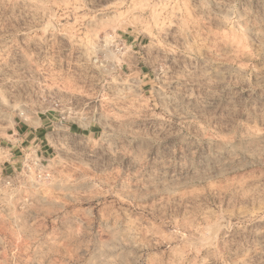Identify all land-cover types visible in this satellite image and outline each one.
<instances>
[{"label": "rangeland", "instance_id": "rangeland-1", "mask_svg": "<svg viewBox=\"0 0 264 264\" xmlns=\"http://www.w3.org/2000/svg\"><path fill=\"white\" fill-rule=\"evenodd\" d=\"M0 264H264V0H0Z\"/></svg>", "mask_w": 264, "mask_h": 264}, {"label": "crops", "instance_id": "crops-1", "mask_svg": "<svg viewBox=\"0 0 264 264\" xmlns=\"http://www.w3.org/2000/svg\"><path fill=\"white\" fill-rule=\"evenodd\" d=\"M58 123L62 125V122H59V121H58ZM64 126H66V127H64V130H65V131H68L69 133H75V134H76V132H75L74 130H75L76 128H78V125H77L76 127H74V126L69 125V124H64ZM31 133H32V132H31ZM81 134H82V133H81Z\"/></svg>", "mask_w": 264, "mask_h": 264}]
</instances>
